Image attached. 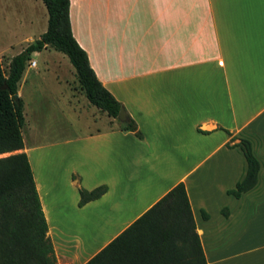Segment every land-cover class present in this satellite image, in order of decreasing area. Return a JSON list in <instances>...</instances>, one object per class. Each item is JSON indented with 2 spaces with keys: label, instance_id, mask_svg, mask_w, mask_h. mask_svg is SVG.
Wrapping results in <instances>:
<instances>
[{
  "label": "crops",
  "instance_id": "crops-1",
  "mask_svg": "<svg viewBox=\"0 0 264 264\" xmlns=\"http://www.w3.org/2000/svg\"><path fill=\"white\" fill-rule=\"evenodd\" d=\"M9 1L0 0L3 20ZM70 20L141 136L105 111L98 125L75 95L74 134L30 147L23 140L57 264L87 262L179 182L207 264H264V0H70ZM36 66L28 63L19 82ZM231 136L249 139L260 164L256 185L239 197L228 190L247 163L227 147ZM36 150L46 163L35 169ZM101 184L100 198L78 205L80 186Z\"/></svg>",
  "mask_w": 264,
  "mask_h": 264
},
{
  "label": "trees",
  "instance_id": "trees-1",
  "mask_svg": "<svg viewBox=\"0 0 264 264\" xmlns=\"http://www.w3.org/2000/svg\"><path fill=\"white\" fill-rule=\"evenodd\" d=\"M42 2L48 14L46 30L12 57L6 74L0 63V264H57L31 164L23 151V103L14 98L31 54L48 46L61 51L75 68L92 105L113 118L122 107L101 84L86 51L73 36L70 0ZM123 127L141 136L131 118ZM234 139L231 136L227 147H239L247 163L244 178L228 190L239 197L256 185L260 164L249 139L232 143ZM107 189L106 184L91 190L80 186L78 205L100 198ZM222 211L227 215L226 209ZM202 217L206 219L207 213L202 211ZM84 264H207L184 183L173 186Z\"/></svg>",
  "mask_w": 264,
  "mask_h": 264
},
{
  "label": "rangeland",
  "instance_id": "rangeland-1",
  "mask_svg": "<svg viewBox=\"0 0 264 264\" xmlns=\"http://www.w3.org/2000/svg\"><path fill=\"white\" fill-rule=\"evenodd\" d=\"M9 11L10 18L3 20L0 9V63L5 74L8 72L12 57L40 37L46 29L48 19L41 0H10ZM32 59L36 60L37 66L28 69L31 81L25 85L19 82L24 118L25 120H28L26 117L32 118L28 130L30 127L34 140H37L31 142L27 139L25 123L22 135L27 146L30 147L34 143H51L74 134L76 124L68 99L72 101V96L75 95L82 112H96L97 124L104 125L107 115L92 105L84 92L81 91L82 95L79 94L80 86L76 71L67 55L54 48H47L38 55L32 54L30 61ZM75 103L77 104V101ZM32 110L37 114H33ZM48 150H44L48 157L55 158L58 154L54 149ZM45 153L41 154V150L30 152L35 169L37 166L41 167L43 162L46 163Z\"/></svg>",
  "mask_w": 264,
  "mask_h": 264
},
{
  "label": "water",
  "instance_id": "water-1",
  "mask_svg": "<svg viewBox=\"0 0 264 264\" xmlns=\"http://www.w3.org/2000/svg\"><path fill=\"white\" fill-rule=\"evenodd\" d=\"M5 87V85H3V88ZM18 93H16L14 95V98L17 100L18 99ZM117 119L119 121H121L122 123H125L126 121H128L129 117H128V114L127 112L125 111V109L123 107L120 108L119 112H118V115H117Z\"/></svg>",
  "mask_w": 264,
  "mask_h": 264
},
{
  "label": "built area",
  "instance_id": "built-area-1",
  "mask_svg": "<svg viewBox=\"0 0 264 264\" xmlns=\"http://www.w3.org/2000/svg\"><path fill=\"white\" fill-rule=\"evenodd\" d=\"M29 64H30V65H34V60L30 61Z\"/></svg>",
  "mask_w": 264,
  "mask_h": 264
}]
</instances>
